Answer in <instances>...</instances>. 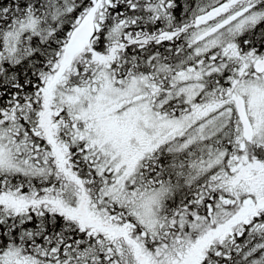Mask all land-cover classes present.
<instances>
[{"label": "snow or ice", "instance_id": "snow-or-ice-1", "mask_svg": "<svg viewBox=\"0 0 264 264\" xmlns=\"http://www.w3.org/2000/svg\"><path fill=\"white\" fill-rule=\"evenodd\" d=\"M0 264H264V0H0Z\"/></svg>", "mask_w": 264, "mask_h": 264}]
</instances>
